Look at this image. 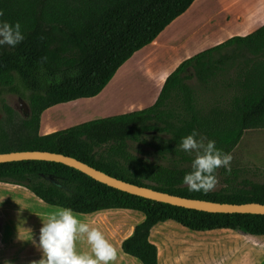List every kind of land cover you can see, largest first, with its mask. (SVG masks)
Listing matches in <instances>:
<instances>
[{"label": "trees", "instance_id": "trees-1", "mask_svg": "<svg viewBox=\"0 0 264 264\" xmlns=\"http://www.w3.org/2000/svg\"><path fill=\"white\" fill-rule=\"evenodd\" d=\"M196 0H0V20L19 21L24 40L0 46V154L43 151L69 156L111 177L187 199L264 204V182L216 170L217 190L189 191L182 177L193 154L178 145L196 129L231 153L247 130L264 129V25L182 61L146 108L39 134L57 105L93 99L136 52L151 44ZM24 101L22 116L6 97ZM147 146L149 155L130 152ZM0 182L77 214L133 210L144 215L121 244L141 264H158L151 229L173 221L192 232L231 230L264 236V215L212 214L153 202L101 184L68 166L0 164Z\"/></svg>", "mask_w": 264, "mask_h": 264}, {"label": "crops", "instance_id": "crops-1", "mask_svg": "<svg viewBox=\"0 0 264 264\" xmlns=\"http://www.w3.org/2000/svg\"><path fill=\"white\" fill-rule=\"evenodd\" d=\"M263 25L264 0L194 1L189 9L169 24L151 44L136 52L124 63L131 61L134 66L144 72L147 93L145 102L135 104L122 99L124 101L119 114L151 106L166 77L185 59L231 37L246 36ZM179 35L182 38L177 39ZM113 96L112 93L109 99ZM132 106H134L133 110L130 109ZM51 125L45 124L44 131ZM50 133L52 132H44L41 135ZM20 188L23 187L0 182V226L2 223L9 222L16 225L13 226L14 228L18 227L14 217L11 216V214L18 216V211L14 209L7 212V210L13 207L15 201L12 196L19 192ZM126 212L125 225L127 224L128 228L133 224V227L125 238L119 239L116 232V218ZM78 216L90 227L99 229L114 247L116 256L109 264H141L137 259L125 255L121 250V244L132 235L134 227L144 220L142 213L119 209L78 214ZM42 222H30L32 227L16 230V233L22 234V237L27 235L30 239H34L33 243L27 245L19 255L16 264H33L40 260L42 252L39 248V234ZM174 227L178 228L175 229L178 230L177 232L167 231ZM175 235L178 238L172 239ZM11 241L13 243V238ZM149 241L157 248L158 264H264V236L262 235H250L231 230L192 232L173 221H166L151 229Z\"/></svg>", "mask_w": 264, "mask_h": 264}, {"label": "rangeland", "instance_id": "rangeland-1", "mask_svg": "<svg viewBox=\"0 0 264 264\" xmlns=\"http://www.w3.org/2000/svg\"><path fill=\"white\" fill-rule=\"evenodd\" d=\"M176 38L179 39L182 38V36L179 35ZM146 87L147 82L144 72L129 61L118 70L107 89L97 98L93 100H78L76 102L65 103L45 111L41 117L39 134L62 130L92 120L96 117L118 115L121 112L122 103L125 99L135 104L145 102V95L147 93ZM114 92L117 93L115 94ZM112 93L114 96L109 99ZM6 100L8 104L22 116L26 114L27 105L24 101L21 102L19 98L14 95H8ZM133 108L134 106L130 109L133 110ZM45 124L52 125L49 129L44 131L43 126ZM147 148V146L131 145L130 152L145 157V155H149L150 152ZM231 155L233 159L230 164V170L238 172L240 177L264 182V129L245 131L238 145L232 150ZM219 188V184L216 183L212 190H217ZM12 198L15 202H13V207H10L7 212L14 209L18 211V216H13L11 214L18 227L14 228L13 226L16 225L10 224L9 222L2 223L0 226V264H16L17 258L25 250V247L34 241V239H30L27 235L22 237V234H17L16 230H19V228L28 229L32 227L30 222L45 221L50 213L58 209L57 207L42 203L37 197L24 188H20V191L15 193ZM126 216L127 212L121 213V215L116 218V232L119 239L125 238L133 227V224L128 226V228L127 224L125 225ZM175 229L178 228H169L167 231L177 232L178 230L176 231ZM11 238H13V243ZM177 238L178 237L175 235V238L172 239ZM76 249L81 252L90 251L86 236L76 241Z\"/></svg>", "mask_w": 264, "mask_h": 264}, {"label": "clouds", "instance_id": "clouds-1", "mask_svg": "<svg viewBox=\"0 0 264 264\" xmlns=\"http://www.w3.org/2000/svg\"><path fill=\"white\" fill-rule=\"evenodd\" d=\"M23 40L19 21L0 20V46L14 48ZM178 147L190 155L194 153L191 170L182 177L189 191H210L217 183L216 170L223 167L230 171L231 153L217 148L215 140L208 139L196 129L181 137ZM83 236H86L90 251L76 249V241ZM39 248L42 256L33 264H109L116 256L114 247L103 233L90 227L70 207L58 208L42 222Z\"/></svg>", "mask_w": 264, "mask_h": 264}, {"label": "water", "instance_id": "water-1", "mask_svg": "<svg viewBox=\"0 0 264 264\" xmlns=\"http://www.w3.org/2000/svg\"><path fill=\"white\" fill-rule=\"evenodd\" d=\"M21 102L22 100L19 99ZM26 114L28 107L26 106ZM26 114L24 116H26ZM20 161H42L58 163L73 168L91 179L121 192L151 200L153 202L168 204L189 210L212 214H255L264 215V204H221L203 200L187 199L170 195L148 187L127 183L117 178L111 177L87 164L80 162L69 156L43 151H20L0 154V164Z\"/></svg>", "mask_w": 264, "mask_h": 264}]
</instances>
